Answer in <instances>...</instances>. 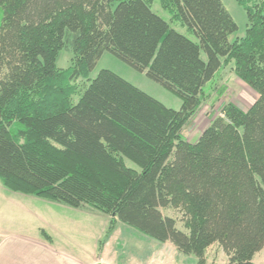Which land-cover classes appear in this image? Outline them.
Wrapping results in <instances>:
<instances>
[{
	"label": "trees",
	"instance_id": "16d2710c",
	"mask_svg": "<svg viewBox=\"0 0 264 264\" xmlns=\"http://www.w3.org/2000/svg\"><path fill=\"white\" fill-rule=\"evenodd\" d=\"M153 1L0 0V183L97 211L110 218L107 233L121 223L196 264L214 244L227 264H253L264 249V0H237L248 24L233 40L221 0H159L186 34ZM65 48L72 66L61 70ZM104 53L179 98L180 110L106 70L89 80ZM230 63L257 101L223 105L189 143L182 131L205 86ZM78 78L88 85L74 103ZM161 209L179 211L184 232Z\"/></svg>",
	"mask_w": 264,
	"mask_h": 264
},
{
	"label": "rangeland",
	"instance_id": "374dc122",
	"mask_svg": "<svg viewBox=\"0 0 264 264\" xmlns=\"http://www.w3.org/2000/svg\"><path fill=\"white\" fill-rule=\"evenodd\" d=\"M221 2L238 28L231 40L242 38L248 24L246 11L243 6L238 4L237 0H221ZM252 2L253 0L250 4ZM151 9L172 29L180 34H186L185 28H181L177 23L172 22L171 15L162 9L159 0L152 2ZM1 22L2 10L0 8V25ZM188 37L190 36L188 35ZM190 38L194 39L193 37ZM56 66L61 70H66L72 66L70 50L65 48L59 52ZM233 68L232 63L224 65L213 80L205 86L203 101L199 109L192 115L182 131L183 137L189 143L196 142L211 121L221 115L223 105L232 103L243 111H248L257 101V93L237 77ZM102 70L115 74L168 109L179 111L181 108L179 98L159 84L149 80L145 74L136 72L109 53H104L96 63L90 73L89 80L95 79ZM2 75L3 71L0 70V80ZM70 85L74 88L71 99L76 103L88 85V81L78 78L72 81ZM124 163L127 168L139 171L130 161L124 159ZM0 186H2L1 183ZM20 200L33 204L36 211H32V213L38 218L29 220L24 211H18V209L4 204L5 202L0 200L3 213H7L5 214L6 218H22L28 219L22 220L23 222L30 221L25 225L20 220L10 221L7 223V228L17 229V224L21 223L28 227L29 235H33L32 226H40L50 236V244L55 247L53 248L59 253H63L69 263L82 259L81 261L86 263L100 264L104 252L105 264H196L194 257L180 254L170 243L160 244L151 241L121 223H116L112 232L107 233L110 218L92 209L76 210L32 196L20 198ZM161 212L164 217L174 219L177 229L184 232L179 211L161 209ZM34 235L37 240L44 241L39 233Z\"/></svg>",
	"mask_w": 264,
	"mask_h": 264
},
{
	"label": "crops",
	"instance_id": "0c3cea01",
	"mask_svg": "<svg viewBox=\"0 0 264 264\" xmlns=\"http://www.w3.org/2000/svg\"><path fill=\"white\" fill-rule=\"evenodd\" d=\"M27 196L13 193L0 186V200L9 206H13L18 211H24L29 220L38 218L32 211H36L33 204L20 200ZM31 197V196H30ZM0 202V204H1ZM6 212L3 213L2 205H0V264H90L81 261L82 259L75 260L69 263L63 253L56 251L53 244L46 240L39 241L34 234H40V230L44 231L40 226H32L33 235H29L28 227L24 226L22 220L28 219H15L13 217H5ZM4 216V217H3ZM20 220L23 224H17L18 228L8 229L7 223ZM30 232V231H29ZM46 233V232H45ZM47 235V233H46ZM50 237V236H49ZM51 239V238H50ZM54 247V248H53ZM105 253L100 264H105ZM253 264H264V249L257 253L253 258ZM205 264H227V256L222 249L214 244L209 247L205 252Z\"/></svg>",
	"mask_w": 264,
	"mask_h": 264
}]
</instances>
